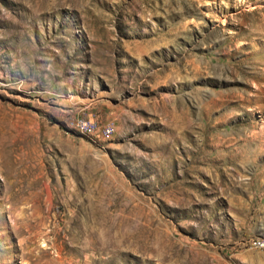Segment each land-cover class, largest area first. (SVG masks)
Instances as JSON below:
<instances>
[{"label": "rangeland", "instance_id": "1", "mask_svg": "<svg viewBox=\"0 0 264 264\" xmlns=\"http://www.w3.org/2000/svg\"><path fill=\"white\" fill-rule=\"evenodd\" d=\"M255 239L264 0H0V264H264Z\"/></svg>", "mask_w": 264, "mask_h": 264}, {"label": "built area", "instance_id": "2", "mask_svg": "<svg viewBox=\"0 0 264 264\" xmlns=\"http://www.w3.org/2000/svg\"><path fill=\"white\" fill-rule=\"evenodd\" d=\"M78 123H83L88 127H92L96 131L111 134V127L115 126L113 119H98L90 115H81L73 119ZM252 244L256 247L264 248V239H255Z\"/></svg>", "mask_w": 264, "mask_h": 264}, {"label": "bare ground", "instance_id": "3", "mask_svg": "<svg viewBox=\"0 0 264 264\" xmlns=\"http://www.w3.org/2000/svg\"><path fill=\"white\" fill-rule=\"evenodd\" d=\"M81 124H83V123H81ZM88 127V126H87ZM92 128V127H91ZM112 128H115V126H112L111 127V134H112ZM96 131V130H95ZM96 132H102V131H96ZM104 134H110V133H104Z\"/></svg>", "mask_w": 264, "mask_h": 264}]
</instances>
